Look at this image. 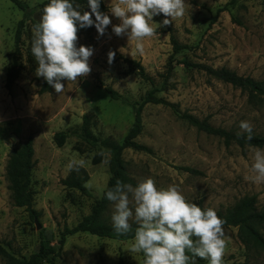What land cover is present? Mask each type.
<instances>
[{
	"label": "rangeland",
	"instance_id": "374dc122",
	"mask_svg": "<svg viewBox=\"0 0 264 264\" xmlns=\"http://www.w3.org/2000/svg\"><path fill=\"white\" fill-rule=\"evenodd\" d=\"M20 1L36 7V11L23 29L21 75L9 92L7 76L16 50V29L24 12L11 0H0V240L7 250L18 257H30L39 250L44 237L56 251L51 256L55 264H143L142 253L130 252L134 239L118 241L78 233L69 235L63 246L60 244L65 227H75L101 198L111 177V153L74 135L60 147L55 135L80 132L83 118L88 116L89 130L99 143H122L135 124L137 108L123 100H113L109 88L130 103H140L156 87L160 90L158 96L166 101L147 104L142 112L144 128L137 142L151 149V153L132 148L124 151L122 158L135 181L134 187L147 178L153 179L158 189L175 185L187 202L217 213L246 196H256L258 209H264V183L251 179L252 153L256 148H227L223 139L198 131L181 117L189 113L235 132L241 131V121H247L253 134L264 136V101H251L233 85L210 79L205 71L181 64L174 66L164 84L173 47L170 34L160 27L163 18L159 15L149 21L156 34L143 41L144 55H133L134 44L129 45L126 35L118 37L112 30L121 24L110 11L112 0H104L111 20L104 36L94 25L77 33V48L94 49L89 60L91 73L76 82L61 81L65 85L61 94L54 88L41 94L44 79L36 76L38 65L31 53L32 27L40 22L45 3L50 0ZM230 1L185 0V14L172 23L178 39L189 49L177 59L225 67L241 76L264 81V0H240L236 6L225 8ZM79 11L91 10L80 6ZM92 19L95 21L94 15ZM110 50L116 52L111 65ZM125 59L140 62L154 85ZM30 136L34 137L37 160L31 188L34 209L40 213L38 218L14 205L6 176L8 155ZM81 159L85 164L75 172L92 183L89 196L62 184L73 172L66 167L68 163ZM187 167L198 173L186 171ZM130 207L134 210V205ZM112 208L110 204L103 216L109 224ZM130 224H136L134 217ZM224 232L222 264L248 260L238 228H224ZM250 262L264 264V253L251 255ZM0 264H5L2 257Z\"/></svg>",
	"mask_w": 264,
	"mask_h": 264
},
{
	"label": "clouds",
	"instance_id": "9594fccd",
	"mask_svg": "<svg viewBox=\"0 0 264 264\" xmlns=\"http://www.w3.org/2000/svg\"><path fill=\"white\" fill-rule=\"evenodd\" d=\"M88 6L90 12H81L80 5L70 0H50L43 8L40 22L32 27L31 53L38 65L36 76L43 78L57 94L65 90L61 81L76 82L92 71L89 60L94 49L77 48L78 30L94 25L102 37L111 24L109 16L100 11V0H88ZM110 11L121 21L112 29L115 35H126L129 45L134 44L133 55L142 56L143 41L156 34L149 21L163 14L165 19L160 27L170 25L185 14V0H112ZM115 56L116 52L110 50V65ZM239 127L241 131L237 135L246 133V139L251 141V124L241 121ZM252 160V181L264 183V150L256 148ZM84 164L82 159L72 160L66 167L79 172ZM84 186L90 190L93 187L90 181ZM106 198L113 206L111 222L117 236H127L132 231L130 220L134 217L137 227L130 252L142 253L143 264H197V258L208 264H222L226 248L225 222L214 209H202L187 202L177 186L158 189L151 178L135 187L117 180L106 192Z\"/></svg>",
	"mask_w": 264,
	"mask_h": 264
},
{
	"label": "trees",
	"instance_id": "16d2710c",
	"mask_svg": "<svg viewBox=\"0 0 264 264\" xmlns=\"http://www.w3.org/2000/svg\"><path fill=\"white\" fill-rule=\"evenodd\" d=\"M11 1L24 12V19L19 22L18 28L16 29V50L12 60L13 64L8 71L6 82V89L9 92L13 91V88L21 75L22 64L19 60L22 54L20 45L23 29L26 21L32 20V16L36 11V7H30L25 2L20 0ZM239 1L240 0H231L225 8H228L230 5L236 6ZM70 2L90 9L88 6V0H70ZM45 4H48V2ZM108 9L109 8L105 4L104 0H100V11L107 15ZM161 17L163 20L165 19L163 14H161ZM165 30V32L170 34L173 52L169 58V63L167 64L168 68L164 84L168 83V80L174 70V66L181 64L188 68L193 67L205 71L210 79L220 80L224 83L233 85L246 93L251 101L259 98L264 101V81L256 80L249 76H241L237 72L225 67L213 68L202 63H191L186 59H177L178 55L189 49V46L180 42L173 27V23L166 26ZM125 61L127 64H130L131 67L135 68L143 79L150 81L154 85V80L146 75L145 68L142 64H140V62L132 59H125ZM51 90L52 87L44 80L39 93H49ZM159 92L160 90L158 88L153 87L142 102L130 103L128 100L118 95L115 90L111 88L108 89V93L113 100H123V102L137 108L135 124L132 126V129L129 131L122 143L111 140H104L99 143V140L89 130L90 120L88 116H84L80 132H74L71 135L68 132H60L55 135V141L60 147L64 146L67 139L74 135L93 145H101L102 147L107 148L111 153V177L107 187L105 188L101 198L95 202L89 215L81 219L82 221H80L75 227H65L60 239L61 246L65 244L69 235L78 233H89L100 238L118 241L134 239L135 229L137 227L136 224H131L132 231L129 232L127 236H117L114 232L112 224L104 221V213L111 204V202L106 198V192L115 186L117 180L122 181L123 183H129L132 185L135 184V181L128 173L127 163L122 157L124 151L128 148L151 153V149L137 142V138L143 132L144 128L142 119L144 107L147 104H166V101L158 96ZM181 117L187 120L189 124L196 127L198 131L223 139L227 148H230L232 145H237L243 151H245L248 147L264 149V136L252 133L253 139L248 141L246 139V133L243 136H238V132L213 126L208 119H200L189 113H183L181 114ZM34 155V137L30 136L25 142L16 146L12 150L11 154L8 155L9 159L6 168V176L9 182L8 187L11 191L14 205L25 208L32 218H38L40 213L34 209V192L31 188L33 171L37 166V160ZM185 170H188L191 173H198V171L188 167L185 168ZM86 183L87 177H80L75 171H73L68 178L62 181L63 185L69 188L77 189L83 194L89 196L90 191L84 186ZM257 205L258 200L256 196H246L237 201L234 205L228 207L225 211L217 213L218 217L225 222L223 225L224 228H238V237L248 252V260L245 262H235L233 264H251V255H260L261 253H264V234L262 232L264 230V209L259 210ZM55 254L56 251L54 247L51 246L49 240L44 237L42 238L39 250L33 253L30 257H18L11 251L7 250L6 246L0 240V257L5 260V264H43L44 262L55 264L51 257ZM197 264L207 263L205 260L197 258Z\"/></svg>",
	"mask_w": 264,
	"mask_h": 264
},
{
	"label": "water",
	"instance_id": "95a60500",
	"mask_svg": "<svg viewBox=\"0 0 264 264\" xmlns=\"http://www.w3.org/2000/svg\"><path fill=\"white\" fill-rule=\"evenodd\" d=\"M37 228L41 229V225L37 222Z\"/></svg>",
	"mask_w": 264,
	"mask_h": 264
}]
</instances>
